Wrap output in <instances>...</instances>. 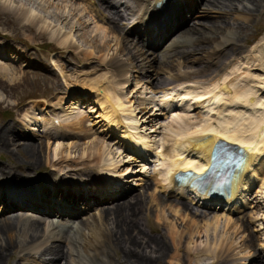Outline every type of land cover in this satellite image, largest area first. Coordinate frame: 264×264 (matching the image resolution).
I'll return each instance as SVG.
<instances>
[{"label":"rangeland","instance_id":"obj_1","mask_svg":"<svg viewBox=\"0 0 264 264\" xmlns=\"http://www.w3.org/2000/svg\"><path fill=\"white\" fill-rule=\"evenodd\" d=\"M191 3L193 5V0ZM72 4L74 10L68 13L66 6ZM91 5L97 12L100 11L99 5L89 0H78L77 4L71 0H0V35L23 43L28 48L31 60L25 65L23 62L27 59L16 54L17 50H12L11 42L6 40H0V45L8 49V55L0 57L12 60L15 65L32 66L30 70L22 67V71L14 67L15 70H9L7 76L0 75V174L3 173L0 178L11 174L17 179L28 180L25 184L18 185V182H14V186L7 187V193L13 200L0 195V209L20 207L25 212L33 211L32 209L41 203L45 189L52 192L66 190L68 187L65 184L68 182L85 184L81 189L87 195L83 206L87 207L86 204H89L95 209L93 214L84 218L76 228L64 236L58 232H51L52 228L49 225H40L44 222H37L26 214L16 216L19 218L12 220L19 226L20 231L12 233L9 237L0 238L5 253L10 251L6 243L13 244H11L13 254H0V264H37V260L42 264H50L56 260L46 251L50 246H60L64 264L99 262L106 264L107 259H111V264H141L151 256V260L145 261L147 264H189L192 258L197 261L205 254L202 253L200 256L192 254L188 258L185 247L189 243H194L190 247L204 250L211 246L221 255L231 246V252L222 255V259L228 260L223 264H244L245 261L238 259L247 256L246 252L251 253L253 246L263 251L264 256V229H260V225L264 227V177L257 184L259 188L254 187L251 191L247 207L242 211H235L232 218L205 210H201V213L194 217L191 209L193 206L189 203L180 202L183 204L177 205L171 202L173 199L171 196H161L160 188L155 186L160 180L158 171L152 170L153 167H150L149 163L146 167L141 165L136 161L137 156L122 146L121 134H116L109 128L96 101L100 91L108 92L119 100L120 109L122 106L127 110L130 107L131 115L139 121L138 125L136 124L137 132L150 137L148 140H151V143L149 142L151 146L154 142H171L181 132L196 126L183 124V119L174 121L163 111L154 112V108H157L154 88L157 85H166L165 88H168L169 81L181 75L184 76L180 77V80L188 75L197 77L199 81L216 80L222 71L230 66V62L239 56L228 70L229 72L234 70L229 75V80L232 81V89L250 97L256 108L250 113L239 106L236 111L239 120L237 126L243 127L253 119L259 120L264 115V0H213L206 16L198 19L200 21L194 25L188 26L193 27L194 32L183 38H175L173 43L181 41L177 49L168 55H156L161 64L156 68L152 66V69L149 68L148 61L142 60V55L129 41L120 38L118 31L112 29L113 26L106 27L104 21L97 20L99 16L96 12H89ZM79 9H83L82 13ZM29 13L36 14V17L31 21L24 20ZM99 13L101 14V11ZM62 14L69 18L59 19ZM82 17L83 20H79ZM94 26L108 31L105 34L99 32V35ZM84 33L90 41L86 42L81 38V34ZM64 34L69 36L68 45H61L65 38ZM105 36L107 39L103 38ZM258 42L260 46L256 47ZM249 52L254 54L250 55ZM236 74L237 78L231 79L232 75ZM127 82L128 84H125ZM119 83L124 88L123 86L120 88ZM114 85L115 89L117 88L115 91ZM77 88L81 96L74 95L71 98V92ZM113 91L115 93H112ZM64 103L68 107L64 106ZM153 105V109L150 110ZM73 111L75 114L71 113ZM200 112L205 111L196 110L188 122L197 126L207 124L204 114ZM29 113L34 114L26 115ZM76 114L77 116L71 118L73 120L70 119L69 122L71 124L76 117L81 118L80 126H77V123L72 125L76 138H72L71 135L56 144H52L50 139L44 141L41 138H37L38 142L24 143L22 141L25 140L21 141L17 133L19 127L17 124L25 115L23 121L26 119L32 123V117L34 120L44 117L51 119L53 116L70 118ZM146 114L150 116L144 118ZM153 115L159 116L153 120L154 126L149 123ZM174 115L185 117L178 112ZM224 120L226 123L231 122L229 118ZM26 127L37 131L29 125ZM98 148H103L106 152H101L100 157L89 161L91 153H99L96 150ZM132 156H136V160H132ZM107 167L115 173L106 172ZM145 171L147 174H144ZM43 176L49 178L42 179ZM132 178L136 184L134 189L130 190L132 193L123 199L111 203L103 202L97 206L96 201L100 195L106 196L102 193L103 190H115L118 196H124L130 189ZM4 181L0 182L4 185L0 186V190L5 189ZM89 185L92 187L89 188ZM98 185L99 188L96 187ZM17 190L22 193L25 191V197H14ZM98 190L101 193H96ZM77 191L73 190L74 193ZM130 196L131 199L125 201ZM152 197H156L157 201H153ZM27 198L30 205H22L27 202ZM49 199L56 205L62 203L53 193ZM71 202L68 204H72ZM120 202L125 203L122 208L114 207ZM177 206L184 207V210H187L186 206L189 207L187 212L183 209L181 211L191 215L180 212V217L176 213L180 210ZM45 209L48 210L49 207L45 206ZM216 216H221L219 227L215 225L206 232L207 224ZM2 221L6 222L7 219H0V222ZM226 221L233 225L234 230H231V234L228 233L230 231H225ZM196 225L202 227L200 237L192 232ZM94 229L99 234L95 235L97 242L90 238ZM188 234L197 237L191 239L188 238ZM140 239L145 241L149 239L153 247H146ZM92 242L95 244H89ZM133 249L139 252L136 256L132 252ZM210 262L216 263L210 256L206 260H200V264Z\"/></svg>","mask_w":264,"mask_h":264},{"label":"bare ground","instance_id":"obj_2","mask_svg":"<svg viewBox=\"0 0 264 264\" xmlns=\"http://www.w3.org/2000/svg\"><path fill=\"white\" fill-rule=\"evenodd\" d=\"M71 1L75 2L76 4L78 2V0H71ZM206 2L212 5L213 0H206ZM72 6H73V4L70 6H66V11L68 13L71 10H74V9H72ZM185 6H186V10H190L193 6L191 3V0H185ZM3 9H4V7H3ZM57 9H58V7H57ZM79 11H81L80 13H82L83 9L82 10L79 9ZM28 12H29V10H28ZM35 17H36V14L29 13L26 15L24 20L27 19V21H31V19H34ZM49 17H51L50 13H49ZM52 17H53V15H52ZM65 18H69V16L62 14L59 19H65ZM67 20H65V21H67ZM79 20L82 21L83 17ZM97 26H94L95 31L98 32L97 34H99V32L101 34L107 33L108 29H103V28H100ZM164 28H163V31L167 30L166 28L165 29ZM151 29L152 30L157 29V27H155V24H152ZM194 30L195 29H193V27H187L183 32H181L179 34V36H177V38L178 37L183 38V36H188L189 34L193 33ZM133 31L134 32H142V31H140V28H133ZM95 34H96V32H95ZM64 36H65V38L62 40L61 45H66L69 41L68 34H64ZM106 37L107 36H105L103 38L107 39ZM81 38L84 39L86 42L90 41V40H88V36L86 33L81 34ZM102 40H104V39H102ZM261 40L259 41L260 43H261ZM259 42L256 45V47L260 46ZM64 48L66 50L67 46H65ZM68 49H70V48H68ZM72 49H74V48H72ZM8 52H9L8 49H5V47H2L0 45V56L5 57L6 54L8 55ZM19 54L21 55V52H19ZM21 58H24V54L21 55ZM30 60L31 59L29 58L26 61H24L23 63H25V65H26L30 62ZM33 65H35L34 62H33ZM107 70H109V69H107ZM8 71H9L8 67H2V66L0 67V75L7 76ZM233 71L234 70H231L230 72L226 71L225 74H223L222 76L220 74V76H221L220 81L223 84L226 83V81L229 83V87L232 90V93H230V94H229V92L226 91V89L224 87H220V84H222V83L219 82V78L217 81L216 80L215 81H209V83H208L207 80L199 81L196 77H193V76H187V77L185 76V78L183 77L181 80L178 78L175 81L176 85H173L168 90H161L159 92L161 94L157 98L162 100L161 107H162V111H164V112H172L178 108H182V106H186L187 109H191L192 104H196L197 109L200 108L201 110L205 111L204 113L200 112V113L204 114V116H205L204 118H206L205 122L207 124H205L203 126H197L195 123H189L186 121L187 119L182 120L183 124L187 123L189 125H194L196 127H189L184 132L180 133L173 141H171L173 146L171 147L170 155H164V152L162 151L164 143H166V142L169 143L168 141H166V142L163 141V142H160L157 144H153L151 146V144H149V142L145 141L143 139V136L137 132L138 127L136 126V124L138 125L139 121L137 122L136 119H134L133 115H131L130 107L128 108V110L125 108V106L124 107L122 106L120 109V106L118 104L119 100L113 98L106 91H105V93L100 91V92H102V94H100V92H99V94H97L96 101H97L98 106L100 107L101 114H102L104 121L107 123L109 128L112 131H114L116 134L121 132L120 133L121 134L120 142H123L122 146H124V148L127 151L133 152L138 158L136 160V156L135 157L132 156L131 159L139 161L141 165L142 164L144 165V167H146V165H148V162H152V163H154L153 170H158L159 168H163V173L159 174L160 175V182L163 184V186H161L162 192H167V190H173L175 194H178L183 199L188 198V200H190V198H194L198 202H201V203H203L207 206H210V207L215 206L216 208H219L220 206H222L224 209H229L231 207H243V205L247 201V196H248L249 191L252 190L255 186H257V184H258V181L256 182L257 176L260 175V177H261V175L264 174V115L259 120L253 119L248 125L245 126L246 127L245 129H242V126L238 127L237 125H234L235 122H232V123L224 122L225 121L224 119H226V118H229L232 121H239L237 113H236L239 106L243 107V109L247 110L246 112H250V113H253L254 109L256 108L253 100L251 101L250 97H247L246 94H239L238 92H236L232 89V81L229 80V78H230L229 75H231V72H233ZM105 75H107V74H105ZM9 77H11V76H9ZM114 82H115V80H114ZM128 82L125 84H128ZM207 83H208V85L205 86ZM120 84L121 83H119V86H120ZM122 86H120V88H122ZM123 88H124V86H123ZM113 89H114V91L117 89V88L115 89V85H114ZM108 90H110V88ZM114 91L112 93H115ZM242 95H244V96H242ZM124 98H126V97H124ZM0 101H1V99H0ZM124 104L125 103H123V105ZM128 104H126V105H128ZM74 107L77 109V107L75 105H74ZM91 113H94V111H91ZM126 113H128V114H126ZM186 117L190 118L189 116H186ZM80 120H81V118L76 117V120L74 119V121L70 125H75V123H77V126H80V124H81ZM178 120H180V118L174 119V121H178ZM202 120H204V119H202ZM122 129H124L125 131L122 132ZM128 129H130V131H132L133 133L132 132L129 133L127 131ZM52 132H53V134H57L54 130H52ZM125 133H127V134H125ZM219 140H224L230 144H236V145L241 146L244 149V156H245L244 166L242 167L241 171H239L237 178H234L232 187L230 189L229 197L226 198L227 200H223V198L221 196H218V197L213 196L212 198L200 197L193 190H191L188 186H184L183 184H179V186H177L178 188L173 189V187H174L173 175L175 173H177L179 171L193 170L197 174H202L203 172H205V170H207V168L210 165L211 151H212L213 147L215 146V144L217 142H219ZM96 150H98L99 153L94 154V153L90 152L91 154L89 155V159H88L89 161L92 159H95L96 157H100L101 152H103V151H104L103 153L106 152L105 150H103V148L102 149L98 148ZM97 160H100V159H97ZM159 160H160V162L158 163ZM83 164H85V163H83ZM156 164H157V166H155ZM106 172H114V171H112V169L107 167ZM2 174H0V175H2ZM144 174H147V171H145ZM4 180H7V179H4ZM18 185H21V184L19 183ZM185 185H187V184H185ZM88 187L90 188V187H92V185H89ZM96 187L99 188L100 185H98ZM110 189H112V188H110ZM98 192L101 193V191H99V190L96 191V193H98ZM102 193L105 194L106 196L100 195L101 199L99 198L96 202L107 203V202L113 201L118 196V193L115 192V190H113V191L103 190ZM17 194H18V192L16 191V195ZM25 194H26V192L24 191V195ZM49 197L50 196L45 197L46 200H47V198L49 199ZM19 198H21V197H19ZM99 200L102 202H100ZM26 201L27 202L22 203V205H30L29 204L30 200L28 198ZM153 201H157V198L156 197L153 198ZM49 203H52V200ZM71 203L76 204L74 200ZM98 203H96V204H98ZM84 204H86V203H84ZM124 204L125 203L122 202V203H120V205H117V207L124 206ZM2 205H4V204H2ZM86 205L89 206V204H86ZM56 206L58 207V209L49 208L48 213H55V212H59V211L61 212V214L66 213L67 209L64 206L63 201L60 205H56ZM70 206L73 209L77 208L73 205H70ZM185 208L187 210H189L187 207H185ZM7 209H9V207H7ZM176 213L181 217V215L179 214L180 213L179 210ZM107 216H108V214H107ZM220 221L221 220L219 218H215L211 223L207 224L206 232H209V229L215 227V225L217 227H219ZM196 226H195L196 228L194 230H192V232L194 234L196 233V235H198V237H200V229H202V227H199L198 225H196ZM19 229H20L19 226L12 219H7L6 222L2 221V222H0V238H3L4 236L9 237L12 233L19 232L20 231ZM123 230H125V229H123ZM132 230H134V229H132ZM231 230H234L233 225L232 226L229 225V221H226L225 231H231ZM89 232H90V230H89ZM99 232H100V228H99ZM135 232H136V230H135ZM97 234H98L97 230L94 229V233H92V237H90V236L89 237L93 238ZM196 235L188 234V238L192 239L194 237H197ZM109 237H110V235H109ZM101 238H102V236H101ZM173 238L175 240L174 236H173ZM104 239H105V237H104ZM94 240H95V237H94ZM141 241L144 242L143 244H145L146 247H148V248L153 247L152 244H150L152 242L149 239L147 241L142 239ZM153 241L155 243V240H153ZM6 244L9 246L10 251H6V253H5V251L2 250V245L0 244V254H10L11 253V255H12L13 254V252L11 251L12 250V247H11L12 243L7 242ZM89 244H91V243H89ZM103 244H105V243H103ZM191 244H194V243H189L188 246L185 247V251L187 253L188 258H190L192 256V254H197L200 256V255H202V253H205L204 257H207L206 255L209 254V252H208L209 249L204 250V249H199L198 247L193 248V247H190ZM8 246L6 247V249L8 248ZM59 247L58 246L53 247L50 250L51 253L54 254V256H57V257L62 256V252H61ZM155 248H157V247H155ZM141 249H142V247H141ZM230 249H231V246L227 251H229ZM137 251L138 250H136V249L132 250V252L134 253V256H136L139 253ZM210 252H212V251H210ZM215 252H218V251H216V250L214 251V257L217 259L220 258L221 255L219 253H217L218 255H215ZM101 255H103V254H101ZM151 257H148L145 260H143L141 262V264H147L145 261L151 260ZM0 258H1V255H0ZM104 260H106V257L104 258ZM199 260H200V257L198 258L197 261L196 260L192 261V259L190 261L199 262ZM95 262H97V261H94V263ZM91 264H93V263H91ZM97 264H105V263L99 262ZM106 264H111V259L110 260L107 259ZM151 264H153V263H151Z\"/></svg>","mask_w":264,"mask_h":264}]
</instances>
